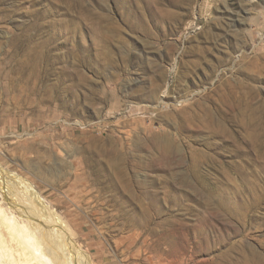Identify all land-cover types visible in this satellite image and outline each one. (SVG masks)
Returning a JSON list of instances; mask_svg holds the SVG:
<instances>
[{"label":"rangeland","instance_id":"rangeland-1","mask_svg":"<svg viewBox=\"0 0 264 264\" xmlns=\"http://www.w3.org/2000/svg\"><path fill=\"white\" fill-rule=\"evenodd\" d=\"M0 169L92 264H264V0H0Z\"/></svg>","mask_w":264,"mask_h":264},{"label":"bare ground","instance_id":"bare-ground-1","mask_svg":"<svg viewBox=\"0 0 264 264\" xmlns=\"http://www.w3.org/2000/svg\"><path fill=\"white\" fill-rule=\"evenodd\" d=\"M0 194L13 209L7 214L0 205V225L9 239L7 246L0 232V264L6 253L7 264H92L29 183L0 169Z\"/></svg>","mask_w":264,"mask_h":264}]
</instances>
